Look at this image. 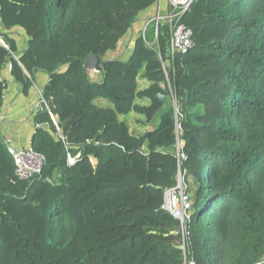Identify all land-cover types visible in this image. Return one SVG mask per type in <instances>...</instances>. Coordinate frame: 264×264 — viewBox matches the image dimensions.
<instances>
[{"label":"trees","instance_id":"trees-1","mask_svg":"<svg viewBox=\"0 0 264 264\" xmlns=\"http://www.w3.org/2000/svg\"><path fill=\"white\" fill-rule=\"evenodd\" d=\"M156 2L0 0V72L8 64L25 93L35 74L49 76L30 141L44 158L40 173L16 180L0 138V264H181L171 233L178 223L162 208L178 169L168 152L175 107L180 167L186 184H197L187 258L264 264V0H194L182 18L193 38L186 53L171 60L162 24L161 59L141 36L123 57L106 59ZM12 27L27 36L17 59L4 32ZM91 56L100 77L87 66ZM167 59L175 107L157 97L167 95ZM139 77L150 83L142 91ZM5 88L0 78V110ZM131 112L158 123L134 136L120 120ZM77 153L69 165L67 154Z\"/></svg>","mask_w":264,"mask_h":264},{"label":"built area","instance_id":"built-area-1","mask_svg":"<svg viewBox=\"0 0 264 264\" xmlns=\"http://www.w3.org/2000/svg\"><path fill=\"white\" fill-rule=\"evenodd\" d=\"M160 1L157 4L156 12L150 16V19L145 22V26H143V30L145 31V27L147 24H151L153 30L155 31V39L158 42V32L159 26L162 24H166L168 26L169 32V49L168 54L172 60L175 54L178 53H186L193 46V38L191 29L182 22V18L186 13L189 12L194 0H166V7L161 8ZM141 29V30H142ZM144 41V44L147 43L145 35L141 36ZM133 40V39H131ZM120 44L117 48H120ZM0 44L5 45L3 40L0 38ZM132 45V41L129 45V48ZM116 48V49H117ZM128 48V49H129ZM127 49V50H128ZM161 59V57H159ZM169 62L171 60L167 59ZM162 66L164 70V62L162 61ZM91 73L100 76L102 71L99 67H93L91 69ZM39 102L40 105L43 104L46 106V103L42 97L41 92H39ZM179 115H175V124H174V133H175V157L178 162V179L177 184L167 189L164 192L163 196V204L162 208L174 219L179 221L180 233L183 240V249L187 246V223L184 219V215L187 211L191 210L192 203L190 200L189 193L187 192L188 187L185 182V170L181 169L180 164L183 159H185V155L183 153L184 142L180 139L181 134V125L179 122ZM56 125V123H55ZM38 124H35L37 127ZM57 126V125H56ZM58 129V128H57ZM7 152L12 159L14 165V175L16 180L19 181H28L33 178L34 175L39 174L42 166L44 164V158L42 155L36 153L31 146H14L6 141H4ZM80 154L77 153L75 156H71L67 154V163L69 165L74 164V162L79 158ZM181 174V178L179 179V175ZM190 218V217H189ZM184 252V254H185ZM183 264H195V262L191 259H188L185 254V258L183 260Z\"/></svg>","mask_w":264,"mask_h":264},{"label":"crops","instance_id":"crops-1","mask_svg":"<svg viewBox=\"0 0 264 264\" xmlns=\"http://www.w3.org/2000/svg\"><path fill=\"white\" fill-rule=\"evenodd\" d=\"M162 1L163 0L160 1L161 8H164L166 6V0L164 4L165 6L162 4ZM156 10L157 3L140 13L139 18H142L143 15L151 16L156 12ZM139 18L132 28L133 32L131 33L134 35L141 28ZM20 29L21 28L19 27H13L8 31L6 30L9 32V37L15 41H18L20 38L22 40V42L19 41V45L16 43L17 55H13L15 59H17L18 55L26 48L27 36L25 32H22ZM14 33L20 35L21 37H18V40H16L15 37L10 36ZM131 39H133V37L129 32V34L122 41V46H120L119 49L117 48L109 51L106 54V59L118 58V56L123 57L122 53L125 55V52L129 48L132 41ZM0 78L6 83L0 110V138L14 146H30L31 137L35 130L34 115L41 106L39 102V92H41L44 85L47 83L49 76L45 73L35 74L34 81L26 93L23 91L22 85L14 80L10 73L8 64L5 65L0 72Z\"/></svg>","mask_w":264,"mask_h":264},{"label":"rangeland","instance_id":"rangeland-1","mask_svg":"<svg viewBox=\"0 0 264 264\" xmlns=\"http://www.w3.org/2000/svg\"><path fill=\"white\" fill-rule=\"evenodd\" d=\"M158 1L159 0H157V4H158ZM155 3V4H156ZM154 4V5H155ZM162 4L164 5L165 4V0H163L162 1ZM165 6V5H164ZM166 7V6H165ZM143 11H145V10H143ZM142 11V12H143ZM141 12V13H142ZM153 14V13H152ZM152 16V15H151ZM143 18V19H142ZM142 18L140 17L139 18V21L141 22V28H140V30L137 32V33H135V35L133 34V33H131V32H133V30L131 29L130 30V35L133 37V39H135V38H137V37H140V36H143V35H145V38H146V41H147V43L145 44L147 47H150V48H152V49H154V50H156L157 51V53H158V57H160V53H159V51H158V49H159V47H158V42L156 41V39H155V36H154V34H155V31L153 30V27H152V25L149 23V24H147L146 25V27H145V31L142 29L143 28V26H145V22H147V20H149L150 19V16H148V15H143L142 16ZM2 28V26L0 25V29ZM13 28V27H12ZM11 29V28H10ZM10 29H4V32H5V34H9V32H7L8 30H10ZM142 29V30H141ZM7 30V31H6ZM22 32H24L22 29H20ZM15 31H16V29H15ZM13 32H14V30H13ZM12 32V33H13ZM9 36V35H8ZM10 36H12V37H15L16 38V40H18V37H21L20 35H18V34H12V35H10ZM0 38L2 39V37L0 36ZM3 40V39H2ZM14 40V39H13ZM15 41V40H14ZM22 42V40H21V38L18 40V41H15V43H20V42ZM4 42V41H3ZM121 42V41H120ZM120 42H119V44H120ZM5 43V42H4ZM17 44H16V46H17ZM5 45H6V43H5ZM19 45V44H18ZM120 46H122V45H120ZM6 47H7V45H6ZM124 52V51H123ZM13 55H17V53L16 54H13ZM122 55L124 56V54L122 53ZM118 56V55H117ZM17 57V56H16ZM106 57V56H105ZM164 62V74H165V78H164V80H163V82H161L160 83V87L166 92V96L165 95H163L164 97H165V99H166V103H165V105L164 106H166V105H173L174 107L175 106H177L176 105V96H175V90H174V86H173V84H172V82H171V80H170V77H169V75H168V72H167V70H166V67H172V61H170L169 62V65L168 66H166V64H165V60L163 61ZM95 65H96V60L94 59V57H90L89 59H88V61H87V66L89 67V70H90V72H92L91 71V69L93 68V67H95ZM150 85V83L146 80V79H142V78H138V89L140 90V91H142V90H144V89H146V88H148V86ZM96 102H98V104L99 105H107V101L106 100H104V99H97L96 100ZM150 103V101H149V99H139V100H137V104L138 105H148ZM175 115L177 116L178 115V109L175 107ZM120 120L121 121H123L126 125H127V127H128V130H129V132L132 134V135H134V136H141V135H143V134H145V132H147V131H149V130H151L152 128H155L156 127V125H157V123H158V117H154V118H152V119H150V120H147L146 119V116H144V115H141V114H137V113H135V112H131V113H129V114H127V115H124V116H120ZM175 147L173 146V148H171V149H169L168 150V152L169 153H171V154H173L174 156H175V154H176V152H175ZM181 178V174L179 175V179ZM177 179H178V174H176V176H175V180H176V183H175V185L177 184ZM174 185V186H175ZM173 186V187H174ZM187 187L189 188V196H190V200H191V203H192V207H191V210H189V211H187L186 213H185V215H184V219L186 220V222L188 221V219H190L189 217L194 213V206H193V203H194V193H195V191H196V188H197V184H195V183H192V182H190V184H187ZM174 219V218H173ZM174 220H176V219H174ZM177 221V223H178V226L175 228V230L174 231H171V233H175V234H177L178 233V235H179V239H178V241H177V245H176V247L179 249V250H181V253H182V263L181 264H183V260H184V258H185V254H186V252H185V247H184V249H183V240H182V237H181V233H180V226H179V221L178 220H176ZM184 252H185V254H184ZM186 257H187V255H186Z\"/></svg>","mask_w":264,"mask_h":264},{"label":"water","instance_id":"water-1","mask_svg":"<svg viewBox=\"0 0 264 264\" xmlns=\"http://www.w3.org/2000/svg\"><path fill=\"white\" fill-rule=\"evenodd\" d=\"M165 64H166V66H168V65H169V61L166 60V61H165ZM157 97H158V99L162 102V104L165 105V103H166V99H165V97H164L163 95H161V94H158Z\"/></svg>","mask_w":264,"mask_h":264},{"label":"bare ground","instance_id":"bare-ground-1","mask_svg":"<svg viewBox=\"0 0 264 264\" xmlns=\"http://www.w3.org/2000/svg\"><path fill=\"white\" fill-rule=\"evenodd\" d=\"M92 162H93V163H95V160H94V159H92Z\"/></svg>","mask_w":264,"mask_h":264}]
</instances>
